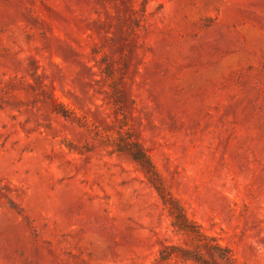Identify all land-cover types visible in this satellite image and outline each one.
Returning <instances> with one entry per match:
<instances>
[{
  "label": "rangeland",
  "instance_id": "obj_1",
  "mask_svg": "<svg viewBox=\"0 0 264 264\" xmlns=\"http://www.w3.org/2000/svg\"><path fill=\"white\" fill-rule=\"evenodd\" d=\"M0 264H264V0H0Z\"/></svg>",
  "mask_w": 264,
  "mask_h": 264
}]
</instances>
